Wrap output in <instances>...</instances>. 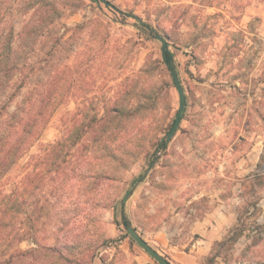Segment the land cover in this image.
<instances>
[{
  "label": "rangeland",
  "instance_id": "374dc122",
  "mask_svg": "<svg viewBox=\"0 0 264 264\" xmlns=\"http://www.w3.org/2000/svg\"><path fill=\"white\" fill-rule=\"evenodd\" d=\"M107 1L0 0V54L20 66L0 72V122L37 89L58 105L0 183V198L25 199L16 229L34 226L45 246L109 240L88 264H158L131 245L125 217L174 264H264V0ZM119 10L173 56L186 103L169 142L180 101L162 46ZM94 116L99 143L82 129ZM236 226L243 234L222 244Z\"/></svg>",
  "mask_w": 264,
  "mask_h": 264
},
{
  "label": "trees",
  "instance_id": "16d2710c",
  "mask_svg": "<svg viewBox=\"0 0 264 264\" xmlns=\"http://www.w3.org/2000/svg\"><path fill=\"white\" fill-rule=\"evenodd\" d=\"M118 13L124 21L127 18L134 20L141 31L149 34L148 39H150V35L152 37L159 35L150 24L144 22L140 17L121 10ZM11 41L12 37H9L5 42L7 45H10ZM9 49H11L10 46ZM9 60V55L0 54V72L2 70L6 75L18 72L20 69L18 63L9 65L11 63ZM167 63L175 67L173 56L169 50H167V62L165 61V64ZM22 87L19 86L15 89L12 97H10L11 101L21 91ZM4 90L6 91L5 88ZM0 91H3L2 86H0ZM37 95V98L28 104L16 106V112L10 114L7 119L0 122V183L21 158L24 150L38 140L47 126L52 113L58 106L50 102V94L47 93L45 98H43L44 96L39 95V90L37 89ZM8 106L9 104L0 107V120L5 115L4 113H6L5 110ZM49 108H51L50 111H48ZM114 109L116 110L118 107ZM182 118L183 115H181V120ZM174 123L175 121L171 126L172 128ZM88 127L93 129V142L99 143L105 131L102 119L94 116L87 126H82V129ZM85 133L86 131L84 130L77 133L70 131L64 142L69 144V148L75 147L85 138ZM63 143L60 142L56 146L63 147L65 145ZM159 146L165 148L166 142L159 143ZM57 158H59L58 155ZM17 193L16 196H2L0 198V264H88L98 258L101 249L109 243V240L99 239V241L97 240V245L89 242L87 246L78 241L69 242L54 238L53 244L48 246L42 245L38 238L37 230L35 232L31 231L34 229V226L30 228L31 230L16 229L15 227L17 222L19 225H23V207L25 205V199H23L22 194L20 192ZM114 210H116V207H114ZM122 220L124 226L128 228L130 226L129 221L125 217ZM115 222L118 224L117 220ZM242 234L243 230L236 226L229 231L222 244L236 242ZM126 236L133 246L135 241L128 234ZM27 240L32 241L35 248L29 250L20 249V244Z\"/></svg>",
  "mask_w": 264,
  "mask_h": 264
},
{
  "label": "water",
  "instance_id": "95a60500",
  "mask_svg": "<svg viewBox=\"0 0 264 264\" xmlns=\"http://www.w3.org/2000/svg\"><path fill=\"white\" fill-rule=\"evenodd\" d=\"M97 3H103L105 5L110 6V3L107 0H95ZM153 39L157 40L162 48V58L164 61L167 62V50H168V43L165 40V38L161 35H155L152 37ZM167 67L170 71L171 77L173 79V82L175 84V87L177 89L178 92V96H179V109L177 112V116H176V120L174 123V126L172 128V130L169 132L168 137H167V142L170 141V139L173 137L174 133L176 132V130L178 129L180 122H181V115L183 113V110L185 108V103H186V95L184 93V89L180 83L179 77H178V73L176 68L170 64L167 63ZM128 234L129 236H131V238L143 249L145 250L154 260H156V262L158 264H171L170 262H168L163 256H161L154 248H152L141 236L140 234L137 232V230L132 227L129 226L127 228Z\"/></svg>",
  "mask_w": 264,
  "mask_h": 264
},
{
  "label": "crops",
  "instance_id": "0c3cea01",
  "mask_svg": "<svg viewBox=\"0 0 264 264\" xmlns=\"http://www.w3.org/2000/svg\"><path fill=\"white\" fill-rule=\"evenodd\" d=\"M217 239H218V237L215 238L214 236L211 235V236L207 237L206 241H208V243L211 244L212 242H215ZM177 248H178V246H170V250H172V251H175ZM138 259H140L138 261L139 264H153L150 260L151 258L147 254H141V256ZM167 261L170 262L171 264H174V262L171 261L170 259H167Z\"/></svg>",
  "mask_w": 264,
  "mask_h": 264
}]
</instances>
